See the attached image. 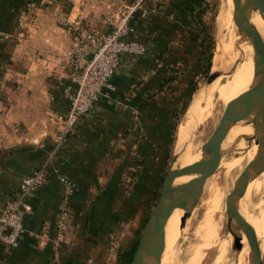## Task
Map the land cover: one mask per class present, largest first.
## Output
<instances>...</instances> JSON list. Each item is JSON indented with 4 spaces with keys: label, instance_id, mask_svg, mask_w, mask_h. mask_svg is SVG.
I'll list each match as a JSON object with an SVG mask.
<instances>
[{
    "label": "crops",
    "instance_id": "crops-1",
    "mask_svg": "<svg viewBox=\"0 0 264 264\" xmlns=\"http://www.w3.org/2000/svg\"><path fill=\"white\" fill-rule=\"evenodd\" d=\"M210 1L148 0L133 19L148 53L123 62L91 113L65 133L64 89L77 88L66 60L69 24L79 18L107 32L119 1L0 0V209L19 181L52 155L47 181L29 197L19 244L0 243V264H84L90 258L108 264L112 236L122 246L110 264H130L179 140L176 98L188 82L175 98L164 93V77L171 67L186 66L188 79L194 77L201 42L195 18L214 7ZM176 32L191 39L170 50ZM62 177L72 181V192ZM63 204L70 214L61 232L55 222Z\"/></svg>",
    "mask_w": 264,
    "mask_h": 264
},
{
    "label": "water",
    "instance_id": "water-1",
    "mask_svg": "<svg viewBox=\"0 0 264 264\" xmlns=\"http://www.w3.org/2000/svg\"><path fill=\"white\" fill-rule=\"evenodd\" d=\"M235 12L233 14L237 30L253 37V40L259 38L258 33L251 25V23L244 25L243 11L248 7H256L264 12V0H234ZM254 76L256 81L251 85L250 89L244 93L233 98L224 107V112L219 120V123L212 131V135L206 140L201 147L202 159L181 166L176 165L178 155L184 151L188 141L183 146L177 147V142L174 148L172 161L168 167L161 190L159 192L156 204L147 220L143 233L139 240L135 252L133 254L130 264H161L165 247H166V234L165 224L176 208L184 210L181 218V224L185 223L186 219L190 216L193 208L197 205L200 196L203 192L204 185L208 176L216 171L220 166L224 153L222 145L226 139L229 130L232 126L241 121L250 120L253 126V135L244 137L247 144L260 133L257 143V155L248 162L247 166L240 174L239 184L235 187L226 197L227 212L229 214L230 223L232 219L234 222L235 232L239 228L245 232V236L249 241V246L252 249V257L254 264H262V252L257 238V233L249 223H246L240 212L234 205V196H243L246 192L247 186L251 179L252 170L256 172L262 171L264 166L257 168L261 161H264V43L261 44V49L258 59L255 61ZM219 71H211L203 85L208 86L218 76ZM199 87V88H200ZM199 90V89H198ZM197 90V91H198ZM197 93V92H196ZM196 95V94H195ZM193 97L192 101L194 100ZM190 105V104H189ZM189 107V106H188ZM187 112V111H186ZM198 128V121H193L189 130V142ZM187 175H196L191 180L175 185L174 182L177 178ZM235 246L241 249L242 237L235 234Z\"/></svg>",
    "mask_w": 264,
    "mask_h": 264
},
{
    "label": "built area",
    "instance_id": "built-area-1",
    "mask_svg": "<svg viewBox=\"0 0 264 264\" xmlns=\"http://www.w3.org/2000/svg\"><path fill=\"white\" fill-rule=\"evenodd\" d=\"M119 4L108 18L111 29L107 32L95 31L82 19L69 24L72 32V46L66 56L73 67V80L77 85L75 91L70 87L65 90L69 107L63 115L65 133L74 129L79 120L88 116L94 108L98 96L105 88L110 87V80L115 72L126 61H132L148 53L149 45L140 38V32L134 24V18L140 10H144L148 0H118ZM161 1V0H160ZM166 1V0H162ZM185 34L174 35L171 46L178 47ZM39 143V138H34ZM52 155L30 174L25 175L17 191L0 209V243L10 248L16 247L25 231L24 213L30 209L29 197L37 188L47 181ZM128 180L132 177L129 175ZM67 185V192H72L73 183L62 177ZM130 182V181H129ZM70 211L63 204L56 216V227L65 231ZM122 244L120 238L112 236L109 241L108 259L110 264L117 260ZM84 264H96L94 259H87Z\"/></svg>",
    "mask_w": 264,
    "mask_h": 264
},
{
    "label": "bare ground",
    "instance_id": "bare-ground-1",
    "mask_svg": "<svg viewBox=\"0 0 264 264\" xmlns=\"http://www.w3.org/2000/svg\"><path fill=\"white\" fill-rule=\"evenodd\" d=\"M232 1L234 4V0H225V3L223 4V6H221V9H220V14L218 16L219 18L218 19L219 35L217 38L218 44L215 49L214 56H213V62H212L213 68L219 69L224 65L226 66V64L228 63V60L230 59L233 60L236 57L238 58L236 64L233 63L234 65L232 66L228 65V68L224 70L222 69L221 73H219L218 76L212 82L214 83L218 79L222 78V76H226L227 74H230L229 77L227 78L224 77V79L222 78L221 82L216 86V90H218L219 98L225 101L226 103H228L233 98L239 96L240 94L244 93L246 90L250 89L251 85L255 83L256 81V78L254 76V71H255V66H256L255 61L259 57L261 44L262 42L264 43V12H262V10H260L259 8H256L253 6L248 7L246 11H243L242 18H243L244 25L251 23V25L254 27V29L258 33L259 38L253 40L252 36L247 35L245 33L243 34L238 30L234 32L233 34V29L231 30L230 28L231 19H232L230 18L231 12L229 13V8L232 7ZM246 1L247 0H243V3H246ZM226 28H229V31H228L230 32L229 34L223 33ZM208 88H209L208 86H203L199 88L196 95H194L195 96L194 100L191 101L188 109H186L187 112L185 114V120H183L180 125L179 132H178L179 140L177 142V145H178L177 147L179 148L180 146H183L185 142L188 141L187 146L184 147V151H182L178 155V158L176 160L177 163L180 164L181 166L194 163L202 159L203 157L200 147H197L195 143L192 144L193 138H191L189 142L188 132L195 119L196 121H198V123H201L202 120L206 119L210 115L211 110L208 107L210 99L206 98V99H201L200 101H198L201 95L205 93ZM203 103H207L206 106H202ZM249 119L246 121H241L237 123L236 125L232 126L229 130V133L226 139L223 142V145H222L223 152L233 147V150H235V152H237V154L239 155L238 158L234 157L227 162L228 166L231 168L236 165H239L242 159L246 158V159L252 160L257 155L258 146L256 144H251V143L247 144V141L246 142L244 141V137L251 136L254 133L253 126ZM256 137H260V133H258ZM263 166H264V161H261L258 164L257 168H261ZM256 171L257 170H252L251 172V176H250L251 179L247 186L246 194H244L243 196H235L234 205L238 209L239 212L243 213L242 217L245 220V222L249 223V225L255 229L257 233V238L259 240L260 249L262 252V264H264V212H262L259 218H256V217L254 218L251 215L252 213L249 210L248 211L251 214L249 212L248 213L245 212L246 210L244 209L247 203V195L258 184L257 179H253L254 177L252 178L253 175L258 173ZM195 176L196 175L181 176L175 180L174 184L180 185L182 183H185L191 180V178ZM239 177L237 178L239 179ZM220 196H221L220 191L215 186V184H213L210 187V195L208 199H206V201L204 202L207 208V213L204 214L206 215L205 224H207V227H209L208 222H209L210 217L219 208V205L221 202ZM182 214H183L182 209L180 208L174 209L172 213L170 214L167 220V223L165 224L167 247H169L172 244V242L175 240V238L178 235H180L179 234L181 231L180 230V218ZM233 222H234V219H232L231 223ZM241 237H242L241 245L242 246L244 245L247 248L249 246V241L246 239L245 236H241ZM246 241L248 243V246L246 245ZM242 248L238 249L233 254L232 259L235 264H243L244 262L245 257H242L243 253L241 254ZM222 255L223 254L219 255L220 263L231 264L230 259L229 260L224 259V256ZM195 258H196L195 260H198L197 258H199V254H197ZM165 260H166V257L164 255V263L162 260L161 264H165Z\"/></svg>",
    "mask_w": 264,
    "mask_h": 264
},
{
    "label": "rangeland",
    "instance_id": "rangeland-1",
    "mask_svg": "<svg viewBox=\"0 0 264 264\" xmlns=\"http://www.w3.org/2000/svg\"><path fill=\"white\" fill-rule=\"evenodd\" d=\"M224 3L225 0L223 1L215 0L214 7L213 6L211 7L210 14L213 18L211 23L212 25L211 39L213 43L212 54L210 59L211 66L208 71L202 70V72L195 77L194 87L191 89L189 93H187L186 98H184L185 99L184 104L186 105H185V109H183L184 111L180 119L181 122L186 114L187 111L186 109H188V106L191 103L199 87L205 83L208 74L211 71H217V70L219 71V73H221L222 69L224 70L228 68V65L232 66L237 62L238 59L237 57L233 60L230 59L228 60L229 64L227 63L226 66L224 65L219 69H214L212 64L214 52L218 44L217 41L219 35L218 16L220 14L221 6H223ZM232 11L235 12V2L233 4V1H232V7L229 8V13L231 12L230 18H232L230 28L231 30L233 29V34H234V32L237 31V26L236 23H234L235 22L233 18L234 12ZM228 31L229 28H226L223 33L229 34L230 32ZM229 75L230 74H227L226 76H222V78L223 79L224 77L227 78L229 77ZM222 78L218 79L214 83H210L209 84L210 86L208 85L209 88L207 89V91L201 95L200 99H198V101H200L201 99L209 98L210 101L208 107L211 110L210 115L206 119L202 120L201 123H198V128H196V131L194 132V135L192 137L193 138L192 144L195 143L197 147H200V150L204 142L208 140L209 137L212 135L213 133L212 131L219 123V120L224 112V107L226 105L225 104L226 102L219 98L218 90H216V86L221 82ZM206 104L207 103H203L202 106H206ZM258 140L259 137H255L251 140L250 143L257 145ZM173 152L174 151L170 152V155L167 159V164L165 166L164 174L166 173L168 167L171 164ZM234 157L238 158L239 155L237 154V152H235V150H233V147L224 153L220 166L216 169L214 173L208 176V179L205 182L203 192L200 196L197 205L193 208L190 216L186 219L185 223H183L182 225L181 218L185 212L183 210V214L180 218V230H181L179 233L180 235H178L175 238V240L172 242V244L169 247H167V243H166V247H165L166 249L164 251L166 253V254L164 253L166 257L165 264H194V263L222 264L220 263V258H219L220 254H223L222 256H224V259L227 260L230 259L231 264H235L232 259L233 254L238 250V248L235 246V236H236L235 234L239 236L240 235L245 236V232L240 228L235 232L234 225H232L233 223H230L229 214L227 212L226 197L235 187L238 186L240 179L239 176L250 160L246 158L242 159L239 165H236L231 168L228 166L227 162ZM176 165H178L177 162ZM237 177H239V179ZM252 178L257 179L258 184L247 195V203L244 209L246 210L245 212L247 213L250 211L252 214L250 212L249 213L254 218L255 217L259 218L262 212H264V169L262 171H259L257 174L253 175ZM213 184H215V186L218 188V190L221 193L220 196L221 202L219 208L210 217L208 222L209 227H207V224H205L206 215H204L205 213H207V208L204 202L206 201V199H208L210 195V187ZM234 199L235 196L233 200ZM240 214L241 216H243L242 212H240ZM246 245L248 246L247 241H246ZM197 254H199V258H197L198 260H195ZM241 254L242 257H245L243 264H254L251 246H248L247 248L246 246H244L241 250ZM164 255L162 258L163 263H164Z\"/></svg>",
    "mask_w": 264,
    "mask_h": 264
},
{
    "label": "trees",
    "instance_id": "trees-1",
    "mask_svg": "<svg viewBox=\"0 0 264 264\" xmlns=\"http://www.w3.org/2000/svg\"><path fill=\"white\" fill-rule=\"evenodd\" d=\"M215 2V0H211L210 4ZM210 10L209 8L202 9L200 10L198 16L195 18L196 20V25H199L200 28V46L198 42V51H197V62L195 65V75L193 78L188 79V72L190 71L191 67H171V69L168 71L167 75L164 77L163 84L164 86V93L165 94H171L175 97V91L176 89H180L181 85L183 84L182 82L186 83L188 82V87L186 90H184L183 94H180V97L178 99V102L181 101V109H179V112L177 113V122L181 119L183 109H185V99L187 96V93L191 91V89L194 87L195 83V77L203 71H208L211 64H210V59H211V54H212V39H211V31H212V25L210 21ZM181 33L182 32H178ZM177 32L175 33V35ZM191 39V37H187L185 34V37L182 39V43L178 47H172L171 45L169 46L170 50H177L181 45L188 43V41ZM187 41V42H186ZM180 49V48H179ZM168 50V48H167ZM185 94V95H184ZM185 96V97H184ZM184 100V102H183ZM177 124V123H176ZM175 136V131L174 134ZM169 157V155H168ZM167 157V159H168Z\"/></svg>",
    "mask_w": 264,
    "mask_h": 264
}]
</instances>
